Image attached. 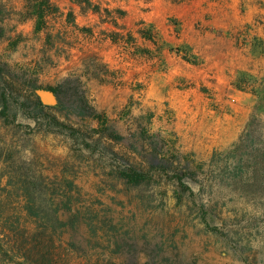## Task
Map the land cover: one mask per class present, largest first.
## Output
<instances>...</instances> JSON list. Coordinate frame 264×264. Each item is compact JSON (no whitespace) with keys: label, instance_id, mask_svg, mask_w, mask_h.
Instances as JSON below:
<instances>
[{"label":"rangeland","instance_id":"1","mask_svg":"<svg viewBox=\"0 0 264 264\" xmlns=\"http://www.w3.org/2000/svg\"><path fill=\"white\" fill-rule=\"evenodd\" d=\"M39 5L44 27L22 37L14 23L34 17L35 27ZM19 7L0 0V264H264V75L232 82L254 96L235 142L210 156L184 153L162 125L170 110L122 104L116 92L95 103L79 82H61L68 32H53L49 0ZM250 45L264 54L261 39ZM28 82L35 97L57 91L46 114L63 127L25 109ZM125 167L149 171L150 181L127 184L118 177Z\"/></svg>","mask_w":264,"mask_h":264},{"label":"crops","instance_id":"2","mask_svg":"<svg viewBox=\"0 0 264 264\" xmlns=\"http://www.w3.org/2000/svg\"><path fill=\"white\" fill-rule=\"evenodd\" d=\"M89 1L109 14L74 0H49L55 9L51 15L58 16L49 20L53 32L59 25L68 32L59 46L61 82H79L86 99L95 103L100 95L111 100L116 92L122 104L170 110L171 122L165 114L162 125L184 153L210 156L238 139L254 96L232 82L238 73L264 75V54L250 45L253 37L264 42V0ZM34 22L32 17L14 25L23 37V29L33 31ZM144 30L153 38L141 37ZM127 37L134 41L127 44ZM132 42L141 53L132 52ZM182 50L191 61L183 59Z\"/></svg>","mask_w":264,"mask_h":264},{"label":"trees","instance_id":"3","mask_svg":"<svg viewBox=\"0 0 264 264\" xmlns=\"http://www.w3.org/2000/svg\"><path fill=\"white\" fill-rule=\"evenodd\" d=\"M42 5H44V2L42 3ZM40 5L37 7V9L35 10V16H36V24L34 27V31L35 32H39L43 27H44V22L42 21V16H43V10H41ZM182 56L183 59H186L187 61H189L188 57L185 55V52H182ZM27 88H29L31 91H29V94L25 97L26 102L24 104L25 109H27L29 111V114H33L34 118H41L44 120L46 125H51V124H55L57 126H62L61 123H59L58 121H56L54 118L49 117L46 113L47 110L49 109L48 107L43 106L37 97H35V95L32 93V90L36 88V86L34 85L33 82H28L26 83ZM52 91L53 93H56L57 91L55 89H47ZM75 102L76 103H81L83 100L81 98H79L78 96H74ZM6 106L4 105L3 108H5ZM99 117V116H96ZM153 168V167H151ZM118 177L123 179L127 184L129 185H140L142 183L148 182L150 181V176H149V171H144L141 169H135L132 167H125L122 170L118 171ZM180 182V179H179ZM180 188L182 189V191H184L186 189V187L183 185V183H180ZM29 189H26V192L30 198V202H33L32 198H31V194L28 192Z\"/></svg>","mask_w":264,"mask_h":264},{"label":"water","instance_id":"4","mask_svg":"<svg viewBox=\"0 0 264 264\" xmlns=\"http://www.w3.org/2000/svg\"><path fill=\"white\" fill-rule=\"evenodd\" d=\"M36 95L39 102L44 106L55 105L58 102L55 93H53L52 91L37 90Z\"/></svg>","mask_w":264,"mask_h":264}]
</instances>
